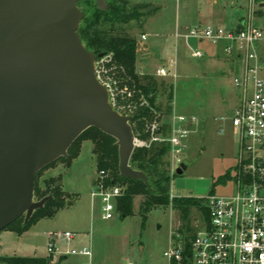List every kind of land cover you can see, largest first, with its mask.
Segmentation results:
<instances>
[{
	"label": "rangeland",
	"instance_id": "1",
	"mask_svg": "<svg viewBox=\"0 0 264 264\" xmlns=\"http://www.w3.org/2000/svg\"><path fill=\"white\" fill-rule=\"evenodd\" d=\"M212 1L129 0L131 5L146 3L148 7L140 8L139 12L143 16L123 25L120 31L139 44L136 66L141 72L152 73L162 67L170 71L168 77L159 79L173 85L170 106L176 114L194 115L201 121L200 128L184 140L180 160L187 165V169L182 177L208 179L211 193L226 195L233 191L231 179L235 168V143L230 135H218L216 126L210 125L208 121L213 115L231 114L232 100L229 94L234 90L232 73L221 77L217 69L207 65L205 59L192 58L194 51H207L208 41L200 43L194 38H175L176 33L183 34L185 29L204 23L202 21L206 17L221 15L231 19L234 15H243L248 11V0H216V5ZM78 8L82 11L86 6L79 3ZM252 9L258 27L264 33V0H255ZM152 10L154 13L151 15L149 12ZM141 35H147V38L142 40ZM257 51L264 59V39L258 43ZM170 59L175 61L172 68H169ZM150 106L152 108H144L152 114L145 123H157V136L167 138L173 113L172 110H166V98L158 97L156 103ZM138 113L139 110L132 114L135 116ZM163 128L165 133L161 131ZM67 156L70 158L69 164L63 159L65 157L59 158L43 169L37 178V185L43 190L51 189L52 183H55L67 194L64 207L53 217L40 219L21 233L9 229L0 231V257L50 256V264H56V260L62 258L56 252L52 255L48 253L49 237L52 233L70 232L75 235V239L68 245L55 242V247L65 252L70 248L88 245L92 251V264H166L163 252L168 246L170 232L181 225L177 210L170 205L157 207L147 214L142 226L137 211L143 198L136 197L133 215L121 218L116 213L112 219L103 220L99 213V202L94 201L92 207L90 198L97 173L92 142L87 137L80 138L68 149ZM164 162L171 179L173 175L176 178L177 165L170 152L164 157ZM226 172L230 175L228 180L223 178ZM171 195L173 199H195L190 191L175 189L174 179L169 187L170 201ZM200 216L197 209H191L190 223L193 227L200 225ZM22 222L24 224V217L20 220ZM87 261L83 257L68 256L60 264H86Z\"/></svg>",
	"mask_w": 264,
	"mask_h": 264
},
{
	"label": "water",
	"instance_id": "2",
	"mask_svg": "<svg viewBox=\"0 0 264 264\" xmlns=\"http://www.w3.org/2000/svg\"><path fill=\"white\" fill-rule=\"evenodd\" d=\"M82 0H0V231L42 209L52 197L35 201L40 170L62 157L87 129L96 128L118 146L120 176H146L129 165L134 150L132 118L113 109L96 78V58L77 30ZM106 11L107 0H93ZM175 189L205 194L208 179L183 178ZM57 186V184H55Z\"/></svg>",
	"mask_w": 264,
	"mask_h": 264
},
{
	"label": "built area",
	"instance_id": "3",
	"mask_svg": "<svg viewBox=\"0 0 264 264\" xmlns=\"http://www.w3.org/2000/svg\"><path fill=\"white\" fill-rule=\"evenodd\" d=\"M247 3L248 11L238 28L193 26L185 29L183 34H175L176 39L185 37L224 43V55L240 63L239 73L232 78V85L239 91V102L229 116L214 118L219 126L218 134L223 135L228 124L234 139L233 191L226 195L210 193L209 189L205 194L193 193L192 197L204 206L208 220L204 222L200 218V225L188 245L179 228L170 232L168 246L163 252L166 264H264V61L256 51L264 33L255 21L252 9L255 0H248ZM141 39L145 40L146 35H141ZM191 56L199 58L202 54L194 51ZM174 64L175 61L170 59L169 68ZM117 70L110 55H103L95 61L96 78L107 89L113 109L132 118V113L139 108H152L142 94L127 83H121L122 80L116 76ZM156 74L165 77L170 71L162 67ZM150 122L145 124L149 140L133 132L134 149L148 148L152 143H166L170 146L171 158L178 166L184 140L192 132L191 127L197 123V118L173 115L167 138L158 137L157 123ZM107 178L105 171H98L90 190L92 202L97 200L100 204L103 220L114 217L116 199L124 190L117 184L107 185ZM173 197L171 195L170 199ZM49 239L47 249L50 255L56 252L60 257L91 259L92 251L88 245L65 252L55 247V242L70 244L75 239L73 233H52Z\"/></svg>",
	"mask_w": 264,
	"mask_h": 264
},
{
	"label": "trees",
	"instance_id": "4",
	"mask_svg": "<svg viewBox=\"0 0 264 264\" xmlns=\"http://www.w3.org/2000/svg\"><path fill=\"white\" fill-rule=\"evenodd\" d=\"M79 3L86 6L82 10L84 17L77 30L84 47L95 56L101 53L110 55L113 65L118 67L116 76L122 80L121 83H127L142 94L150 105H154L158 97H165L166 110L171 111L172 83L159 79L152 74H139L136 67V54L139 44L134 38L120 31L123 25L139 20L143 16L139 9L148 7V4L131 5L129 0H107V10L100 11L93 0H82ZM153 13L154 10L149 12L151 15ZM156 107L160 111V106L157 105ZM149 117H152V114L143 108H139V113L132 116L131 120L133 132H138L140 137L145 140L149 137L145 128V120ZM161 131L165 133L164 128ZM82 137H87L92 142L93 154L96 155L97 172L105 171L108 174L107 185L117 184L124 187L122 195L116 199V213L121 218L133 215L134 199L142 197L143 200L139 204L137 213L141 217L143 226L147 214L151 210L170 205L179 214L181 221L179 232L183 234L188 245L189 240L197 230L190 223L191 209H197L204 222H207L208 217L199 200L190 198L169 200L170 182L175 179V175L171 179L164 157L169 152L170 146L166 143H152L148 148H135L133 150L129 165L132 169L140 171L146 176L147 184H145L141 180H131L120 176L116 141L96 128H89L84 131L72 143L69 150ZM63 159L68 163L70 158L67 156ZM42 170L38 172L35 178L34 198L37 201L48 195L52 198L44 204L42 209L36 210L25 224L20 223L21 217L6 229L21 233L40 219L53 217L57 211L64 207L67 194L62 192L59 186L56 187L55 183H52L51 189L43 190L37 185V178ZM223 178L228 180L230 178L229 173L226 172ZM50 261V256L47 258L0 257V264H50Z\"/></svg>",
	"mask_w": 264,
	"mask_h": 264
},
{
	"label": "crops",
	"instance_id": "5",
	"mask_svg": "<svg viewBox=\"0 0 264 264\" xmlns=\"http://www.w3.org/2000/svg\"><path fill=\"white\" fill-rule=\"evenodd\" d=\"M216 3H217L216 0L212 1V4L216 5ZM231 5L233 6L234 4L231 3ZM244 16H245V14L239 15V16H235L234 15L231 19H225L221 15L206 17L202 21L204 23L200 22L199 25H196V26L203 27V26H208L209 25V26H216V27L219 26V27H223V28H226V29H235V28L239 27V25H240V23H241V21H242ZM256 23H257V20H256ZM146 38H147V35H146ZM205 41L206 40H202V41H200V43H203ZM178 44L181 45L182 42L179 41ZM207 44L209 46L207 48V51L205 52V50L204 51L197 50V51L201 52L202 56L199 57V58H194V59H202V58L205 59V61L207 62V65L208 66H213L214 69H217L221 77L227 75L228 73H232V78H233V76H235L236 74L239 73L240 63L237 60L229 59V58H227L224 55V52H223L224 43H216L215 44V43H211V42L208 41ZM257 47H258V44L256 45V51H257ZM257 53H258V51H257ZM258 55H259V53H258ZM259 57L264 61V59L262 58L261 55H259ZM157 70L155 72H152V73H144V72H141L139 67H137V72L139 74H141V75L142 74H152V75H155L157 78H162L161 76H157V74H156ZM231 84H232V79H231ZM233 89L234 90L231 92V94H229V97L232 100V105H231V108H230L231 112L238 105V102H239V91L234 86H233ZM171 106H172V103H171ZM171 110H172L173 115H183V114H176V111L173 110V107H171ZM183 116H186V115H183ZM191 116L196 117L194 115H191ZM218 116H229V115H213L209 119L208 123L210 125L214 124L216 126V130L215 131H216L217 134H218L217 130H218L219 126H218V124L216 122H214V118L218 117ZM187 117H189V116H187ZM200 124H201V121H200L199 118H197V123L191 127L192 132L190 134L195 133L200 128ZM226 135H230L232 137L231 131H230V127L228 126V124L226 125L225 133L223 135H220V136H226ZM93 206H94V202H92V207ZM61 258L62 259H66L67 257L66 258L65 257H61ZM59 259L58 260L55 259L56 260V264H60L61 263L62 259L61 260H59ZM88 262H90V264H92V262H93L92 256H91V259L87 261V263Z\"/></svg>",
	"mask_w": 264,
	"mask_h": 264
},
{
	"label": "flooded vegetation",
	"instance_id": "6",
	"mask_svg": "<svg viewBox=\"0 0 264 264\" xmlns=\"http://www.w3.org/2000/svg\"><path fill=\"white\" fill-rule=\"evenodd\" d=\"M193 194V192H191Z\"/></svg>",
	"mask_w": 264,
	"mask_h": 264
}]
</instances>
